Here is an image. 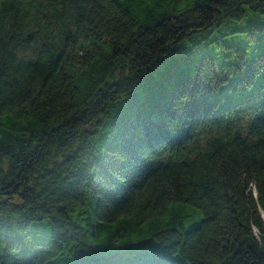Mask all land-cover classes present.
Masks as SVG:
<instances>
[{
    "label": "trees",
    "instance_id": "trees-1",
    "mask_svg": "<svg viewBox=\"0 0 264 264\" xmlns=\"http://www.w3.org/2000/svg\"><path fill=\"white\" fill-rule=\"evenodd\" d=\"M249 11L0 0V264H264V45L229 42L264 20L221 32Z\"/></svg>",
    "mask_w": 264,
    "mask_h": 264
},
{
    "label": "rangeland",
    "instance_id": "rangeland-1",
    "mask_svg": "<svg viewBox=\"0 0 264 264\" xmlns=\"http://www.w3.org/2000/svg\"><path fill=\"white\" fill-rule=\"evenodd\" d=\"M264 20V14L259 15L257 12L249 11L245 16H243L240 19H232L230 20L227 25H224L221 32H224L227 28L233 29V28H245L248 25L251 24H257L258 22ZM230 43H235L240 48H244L248 52V57L251 56L252 52L258 49V47H255V44L259 43V49H261L264 45L263 39L257 40L255 42H251L250 40L247 41V37H237L233 39L232 41H229ZM218 51V50H217ZM221 51V50H220ZM214 53L215 51H211ZM247 57V58H248ZM257 233H259L257 231Z\"/></svg>",
    "mask_w": 264,
    "mask_h": 264
}]
</instances>
